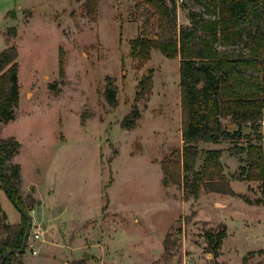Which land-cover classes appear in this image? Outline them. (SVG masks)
Wrapping results in <instances>:
<instances>
[{
  "label": "rangeland",
  "instance_id": "1",
  "mask_svg": "<svg viewBox=\"0 0 264 264\" xmlns=\"http://www.w3.org/2000/svg\"><path fill=\"white\" fill-rule=\"evenodd\" d=\"M86 1L0 0V53L18 49L20 86L16 118L0 123V138L21 144L9 164L21 166L27 204L37 202L29 210L30 236L40 235L34 250L27 247L19 260L264 264V208L206 189L194 199L184 185L162 182V161L183 146L180 57L169 59L153 49L149 59H134L132 42L143 20L134 0H97L91 14ZM182 2L179 26L190 24ZM108 88L117 89V107L105 99ZM135 107L141 118L127 130L122 123ZM224 125L234 126L229 120ZM223 147L232 189L253 201L262 198L258 183L247 192L248 184L235 178L237 160L228 144ZM0 201L6 223L19 225L21 213L1 175ZM219 224L227 226V238L216 259L207 233L219 231ZM6 236L0 229V239Z\"/></svg>",
  "mask_w": 264,
  "mask_h": 264
},
{
  "label": "trees",
  "instance_id": "2",
  "mask_svg": "<svg viewBox=\"0 0 264 264\" xmlns=\"http://www.w3.org/2000/svg\"><path fill=\"white\" fill-rule=\"evenodd\" d=\"M134 1L137 18L143 19L139 36L132 42L134 59H149L153 49L169 59L178 56L181 59L183 146L161 163L164 186L184 185L187 195L194 199H199L202 189H206L264 206V0ZM180 1L182 8L189 11V25H178ZM84 8L87 14L97 12V0H87ZM11 30L12 37H17V28ZM18 57L16 46L0 53V123L16 118L20 99ZM63 71L62 67V76ZM104 96L111 107L118 106L116 88H108ZM140 118L141 113L135 107L124 119L123 128L134 129ZM224 120H229L236 129H228ZM245 128L250 132L246 133ZM223 142L230 143L228 152L239 159L235 178L258 183L262 198L253 201L247 195L237 194L222 161L223 150L199 146ZM20 149L16 138H0L3 189L5 181L11 194L9 199L22 209L19 211L22 222L7 224L8 216L0 201V229L7 235L0 239V264H22L19 257L25 252L12 254L5 260L1 256L22 247L29 225L25 214L30 215L29 210L37 205L34 199L27 204L23 197L21 166L9 164ZM218 228L217 232L207 233L216 259L227 238V226L219 224ZM165 246L169 250L170 234Z\"/></svg>",
  "mask_w": 264,
  "mask_h": 264
},
{
  "label": "water",
  "instance_id": "3",
  "mask_svg": "<svg viewBox=\"0 0 264 264\" xmlns=\"http://www.w3.org/2000/svg\"><path fill=\"white\" fill-rule=\"evenodd\" d=\"M0 170H1L2 174H3L1 161H0ZM4 187H5V192L8 195V197H11V194H10V192L8 190V187H7V184H6L5 181H4ZM12 202H13L14 206L17 208V210L22 212V209L18 205V203H16L14 200H12ZM25 216L27 217V219L29 221V225H28V229L26 231L25 237H24V241H23L22 247L19 250L12 249V250H9V251L5 252L1 256L2 260H5L6 258H8L12 254H22V253H24L27 250V244H28V240H29L30 233H31V230H32V218L28 214H25ZM85 257L87 259H89L90 258V254L86 253Z\"/></svg>",
  "mask_w": 264,
  "mask_h": 264
},
{
  "label": "crops",
  "instance_id": "4",
  "mask_svg": "<svg viewBox=\"0 0 264 264\" xmlns=\"http://www.w3.org/2000/svg\"><path fill=\"white\" fill-rule=\"evenodd\" d=\"M21 10H22V8H20ZM18 15V14H17ZM34 17H33V14H32V16L29 18V22H30V19H33ZM236 129V126L234 125V126H232L231 128H230V130L231 131H234ZM244 131L246 132V133H249L250 132V129L249 128H245L244 129ZM225 144H228L229 145V147L226 149L227 150V152H228V149L230 148V143L229 142H223V143H220V144H214V143H200L199 144V146H201V145H206V148H201V149H221V150H223V154H224V150H225V148L223 147ZM229 153V152H228ZM230 154V153H229ZM230 156H231V158H235L236 160H237V164H238V166H237V169H238V171H239V167H240V163H239V159L237 158V157H235V156H232L231 154H230ZM222 161H223V155H222ZM230 178H231V183H232V181L234 180V177H231V175H228ZM238 180V179H237ZM247 184H248V191L247 192H251L250 191V188H252V184L254 183V182H246ZM237 193V192H236ZM212 194H214V195H216L217 197H221V195L222 194H219V193H212ZM237 194H244V195H247V193H237ZM217 205V204H216ZM224 206V205H223ZM254 206H258V205H254ZM259 207H262V208H264V206L262 205V206H259ZM224 244V243H223ZM221 252H222V256H223V246H222V250H221Z\"/></svg>",
  "mask_w": 264,
  "mask_h": 264
},
{
  "label": "built area",
  "instance_id": "5",
  "mask_svg": "<svg viewBox=\"0 0 264 264\" xmlns=\"http://www.w3.org/2000/svg\"><path fill=\"white\" fill-rule=\"evenodd\" d=\"M39 237H40L39 232H35L33 235H31V236L29 237L27 247H28L29 249L34 250V248H35V243H34V242L36 241V239H39ZM35 253H36V252H35Z\"/></svg>",
  "mask_w": 264,
  "mask_h": 264
}]
</instances>
